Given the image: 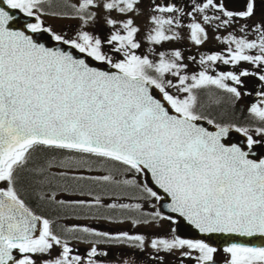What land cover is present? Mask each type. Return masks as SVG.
Instances as JSON below:
<instances>
[{
    "label": "snow or ice",
    "instance_id": "6c2138e0",
    "mask_svg": "<svg viewBox=\"0 0 264 264\" xmlns=\"http://www.w3.org/2000/svg\"><path fill=\"white\" fill-rule=\"evenodd\" d=\"M140 3L76 0L71 7L74 18L82 23L71 37L46 25L43 16L48 0H0V264H102L98 257L109 253L98 250L100 243H132L144 249L148 246L144 235L127 231L112 235L73 226L64 230L73 239L83 238L76 233L101 238L91 244L86 258L74 255L69 239L54 230L53 221L36 215L21 195L22 190L39 186L41 200L85 216L112 219L103 214L142 207L104 199L114 188L136 185L147 197L162 199L147 183L139 185L127 178L130 173H150L154 185L171 198L166 205L169 212L205 237L182 238L173 228L170 238L151 239L152 249L179 251L180 264H185L184 258L191 264H264V244L233 242L223 247L225 255L218 259L220 249L208 239L211 234L264 237V158H250L261 141L247 127L216 123L199 110L198 95L199 90L214 85L239 99L241 77L253 73L244 69L239 74L230 71L213 76L202 70L189 76L179 49L159 51L156 59L138 54L141 29L135 17L141 14ZM151 6L153 27L145 39L156 45L180 39L176 29L184 9L175 0ZM209 10L220 14L208 15ZM101 11L107 13V37L86 30ZM14 12L30 19L14 26ZM112 12L125 18H113ZM186 14L192 18L187 24L188 38L201 45L209 39L205 25L216 21L219 28L236 18H251L256 14V0H247L241 11L227 10L220 0H197ZM195 14H202L201 20ZM249 30L245 25L240 28L242 35L217 37L234 47L227 48V55L201 56L200 63L247 61L264 68V17L251 26L255 39L243 35ZM45 34L68 50L46 46L41 42ZM90 60L109 67L95 66ZM259 80L264 81V74H259ZM258 95L260 103L247 111L261 122L255 131L264 136V91ZM199 121L214 125L215 130ZM233 129L246 137L247 150L239 143L224 142ZM106 162L121 167L91 174L95 163ZM57 190L67 195L60 199ZM161 219L176 222L175 216L160 211L152 213L151 220L132 222L148 225ZM57 246L60 251L52 256ZM118 264L132 261L122 259Z\"/></svg>",
    "mask_w": 264,
    "mask_h": 264
},
{
    "label": "flooded vegetation",
    "instance_id": "af4514ba",
    "mask_svg": "<svg viewBox=\"0 0 264 264\" xmlns=\"http://www.w3.org/2000/svg\"><path fill=\"white\" fill-rule=\"evenodd\" d=\"M76 0H48V4L45 6V15L43 19L47 26H50L58 34H63L65 36L74 37L75 32L80 28L81 21L78 18H74L75 13L71 5L75 3ZM164 0H141L139 8L141 14L135 17L136 24L140 27L141 31L139 33V39L142 47L137 51L138 54H147L151 59H156V53L159 51L171 52L172 50L179 49L183 56V63L187 65L184 73L191 76L193 74H198L202 70H207L210 75L216 76L221 72H235L239 74L244 69H247L253 75L241 77L243 84L235 85L232 81H227L233 86H237L241 91L242 95L239 99H236L231 93L226 90L219 89L214 85L207 86L199 90L198 95L200 99V111L207 115L209 118L213 119L216 123H228V124H240L241 126L248 127L249 132L253 135L254 139L260 140L261 144L264 145V136L258 135L255 131L256 125L261 124L251 113L247 111L252 104H259L261 97L258 95L259 92L264 91V81L259 80V74H264V68H260L251 62L242 61L238 64H225L223 61L206 62L205 64L200 63L201 56H206L213 54L215 52H220L227 55V48L230 45L225 43L223 39H217V37L228 36L229 33L234 35H242L240 28L247 25L250 26V30L243 35H246L249 39H255L256 35L251 30V26H254L264 17V0H256V14L251 18H236L231 24L224 27H216L218 22L213 21L209 25H205L209 39L201 45H196L192 42L189 37V30L187 24L191 22V17L187 16V12L191 11L192 6L197 0H175L178 7L184 9V14L181 15V26L176 30L180 32V39L173 41H166L160 45L150 44L146 39L148 31L153 27L149 21L150 15L154 14L152 4L153 3H163ZM172 2V0H169ZM221 3L227 5V10L230 11H241L246 8L247 0H220ZM51 13H58L56 16H52ZM208 15H219V12L214 10H209ZM107 15L106 12H100V18L93 24H89L86 30L94 32L101 37H107L110 34V28L106 25L104 17ZM113 18L123 19L121 14L117 12L111 13ZM180 15V14H177ZM197 20H201L202 14H195ZM105 51H109L105 48ZM251 54H256V50H250ZM116 59L121 58L116 56ZM172 79L171 76L168 77ZM170 91L175 93V89ZM183 96V94H180ZM211 106H227L234 108L236 112L241 116L240 118H235L237 120L220 121L216 113L211 111ZM127 178L137 179L139 185H143L142 175L136 173L126 174ZM63 199V197H58ZM104 199L111 200L115 199L120 203L129 204H141V210L128 209L124 211L116 210L114 212H105L103 215H111L112 219H105L102 217L89 216L88 220H70V218H62L57 222H53V228L58 233L68 238L70 241V246L73 248L74 255H81L82 257H87V253L90 250L91 244L101 238L88 236L82 233H76L77 236H82V239H73L70 234L64 232L66 228L73 226H88L95 228L97 231H107L112 235H115L121 231H127L130 235H144L147 239L148 246L144 249L133 246L132 243H100L98 244V250L100 252H108L107 256H99L98 259L102 261V264H118L122 259H129L132 264H180V253L179 251H174L171 253L165 252L163 250L157 252L155 249L150 247V241L153 238L163 237L170 238L172 236V229L175 228V223L167 220L161 219L153 221L152 223L145 225L133 224L135 219H149L151 220V214L159 211L157 207V200L151 197H147L140 188L134 189L129 196H106ZM163 214V213H162ZM165 215V214H163ZM167 216V215H165ZM64 219V220H63ZM63 220V221H62ZM177 234V232H176ZM182 237V236H181ZM185 238V237H182ZM188 239V238H186ZM224 246L218 247L220 252L218 253V259L220 256L225 255L222 251ZM60 251L57 246L53 252L52 256H55ZM39 260L40 258L37 257ZM185 259V264H191L190 261Z\"/></svg>",
    "mask_w": 264,
    "mask_h": 264
},
{
    "label": "water",
    "instance_id": "95a60500",
    "mask_svg": "<svg viewBox=\"0 0 264 264\" xmlns=\"http://www.w3.org/2000/svg\"><path fill=\"white\" fill-rule=\"evenodd\" d=\"M14 14L17 17L16 24L14 26H22L26 21H28L30 19V18H27L26 16H24L23 14H21L19 12H14ZM41 42L46 43V46H59V47L65 48V50H68L67 46H65L63 44H58L57 42L52 41L48 34H45L44 37L41 38ZM76 54L79 55V53H76ZM89 62L95 66H100V67H104V68L109 67L107 65H100L99 62H96V61L90 60ZM154 94L159 96V93L156 90H154ZM199 123L202 126L207 127L210 131L215 130L214 125H209V124H207L206 121H199ZM224 142L225 143H239L242 146H245V149L247 150V148H246V137H244V135L242 133L236 132L234 129L230 131V135L228 137L224 138ZM250 158H264V146L263 145L254 146V148L251 150V157ZM143 179H144L145 183H147L149 186L153 187L154 190H156L158 192V195H160L162 197L161 200H158V204H157L158 209L166 215L175 216V219H176L175 228L177 230L176 232L178 235L185 237V238H188V239L205 238L204 234L199 233L198 230L189 226L187 221H185V220H183V218L179 217L178 214H173V213L169 212V210L166 208V205L171 202V198L168 197L163 192L162 189H159L157 186L154 185V182L151 179L150 173L144 174ZM208 239L210 240V242H212L215 246H218V247L228 245V244L233 243V242L249 243V244H253V245L264 244V237H260V236L243 237V236H239L237 234H211L208 237Z\"/></svg>",
    "mask_w": 264,
    "mask_h": 264
},
{
    "label": "trees",
    "instance_id": "16d2710c",
    "mask_svg": "<svg viewBox=\"0 0 264 264\" xmlns=\"http://www.w3.org/2000/svg\"><path fill=\"white\" fill-rule=\"evenodd\" d=\"M214 113L218 116L220 121H231L235 118H240L239 114L236 112L234 108L227 107V106H211ZM237 120V119H235ZM68 154L65 153V156ZM113 167L119 168L121 166L114 165L113 162H106L104 164L95 163L90 170L91 174H107V171ZM84 172L89 173V170L81 169ZM73 171H76L74 168ZM132 174V173H131ZM61 184L63 181L60 182ZM134 187L137 186H129L128 189V195H131L133 192ZM123 188V187H122ZM122 188H117L119 190H122ZM52 189L56 190V182H53ZM116 188L112 189L109 194H104V196H110V195H117L118 192ZM42 189L39 186H34L32 189H29L27 191L21 192L22 197L25 199L28 206L37 214L44 216L45 218L50 219L53 222H57L62 218L66 217H72L74 215V211L72 209H65L61 206H58L55 203L48 202L46 200H41L39 193ZM47 190V189H45ZM60 192L57 190V194ZM126 193V192H125ZM67 195V194H66Z\"/></svg>",
    "mask_w": 264,
    "mask_h": 264
},
{
    "label": "rangeland",
    "instance_id": "374dc122",
    "mask_svg": "<svg viewBox=\"0 0 264 264\" xmlns=\"http://www.w3.org/2000/svg\"><path fill=\"white\" fill-rule=\"evenodd\" d=\"M127 190V187H123L121 191H126Z\"/></svg>",
    "mask_w": 264,
    "mask_h": 264
}]
</instances>
